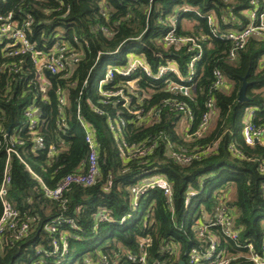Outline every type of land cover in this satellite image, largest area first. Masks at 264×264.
<instances>
[{"label": "trees", "instance_id": "trees-1", "mask_svg": "<svg viewBox=\"0 0 264 264\" xmlns=\"http://www.w3.org/2000/svg\"><path fill=\"white\" fill-rule=\"evenodd\" d=\"M251 1L0 0V30L12 23L31 48L22 53L0 32V188L10 148L14 153L6 198L29 224L21 240H13L11 233L0 238V264H65L73 252L79 264H131L124 255L138 253L144 238L151 239L146 247L150 264H189L187 253L203 249L211 238L217 250L236 257L234 263L254 264L244 256L249 244L260 254L264 247V138L248 146L242 129L251 107L256 109L255 125H264V38L251 37L231 59L233 42L213 35L207 20L209 15L214 18L220 35L238 30L249 22L243 11L253 10ZM185 21L197 25L187 31ZM172 30L175 41L169 43L165 39ZM189 38L196 45L180 41ZM56 49L78 57V62L57 74L45 71L41 81L32 53L46 55ZM200 53L194 66L197 77L184 84L192 88L190 95L168 90L169 81L181 82L171 71L158 77L160 69L173 65L186 78ZM131 58L141 63L134 73H116L128 69ZM111 66L113 79L103 90H121L129 98V110H142L140 115L129 113L120 96L99 93ZM216 70L225 79L223 88L214 87ZM243 79L248 100L241 102ZM134 80L135 93L127 84ZM62 96L66 103L61 106ZM210 99L212 110L207 107ZM168 102L184 109L172 111ZM30 107L38 113L34 131L27 127ZM206 115L211 127L206 129L207 124L200 132ZM78 118L93 130L97 176L92 185L75 183L61 199L50 198L48 191L88 168L90 149ZM183 119L188 125L181 131ZM122 143L128 146L124 151ZM177 155L190 160L179 162ZM141 175L167 178L174 215L158 189H150L134 205L132 190ZM189 191L196 196L187 207ZM219 211L232 218L236 240L219 227L202 233ZM101 212L107 220H98ZM57 219L58 231L51 234L46 227ZM182 222L188 227L178 230ZM63 233L67 253L48 255L53 240L60 241ZM170 240L177 255L160 252Z\"/></svg>", "mask_w": 264, "mask_h": 264}, {"label": "built area", "instance_id": "built-area-1", "mask_svg": "<svg viewBox=\"0 0 264 264\" xmlns=\"http://www.w3.org/2000/svg\"><path fill=\"white\" fill-rule=\"evenodd\" d=\"M251 2H254V8L253 10H244L243 13L248 14V20L249 22L241 26L240 29L238 30H231L225 35H220L218 34L217 28L214 26V18L209 15L207 16L208 24L210 26L211 32L213 35L218 36L221 40L225 41H232L233 42V48L231 49L229 56L232 58H235L236 53L243 49L248 40L251 37H256V38H264V0H252ZM189 9H185L187 11ZM0 20L1 17H0ZM2 33V36L9 39L14 40V45H19L22 49V53L30 52L31 48L28 45V42L26 40L25 35L23 34L22 31L19 29L15 28L12 23H7L5 26H3L0 30ZM165 41L167 42H174L175 41V30H172L166 37ZM180 41H186V42H192L193 45H196V41L189 38V39H183ZM179 41V42H180ZM63 49H56L54 51H51L49 53L45 54H40L33 52L32 53V58L34 61V64L36 66V73L38 75V78L42 81L44 77V72L48 73H53L57 74L60 73L61 71L65 70L67 66H72V64L78 62V57L75 56H69L66 57L63 54ZM201 52V51H200ZM200 55H197L191 62L190 64V74L186 78H182L178 72L176 71L175 67L173 65L167 66L164 68H161L158 74V77H162L163 75L167 74L168 72H174L177 74L178 79L180 80V84H174L172 81L168 82L167 87L168 89L172 88L177 90L178 92L184 94L185 96L190 95V91L192 88L186 87L184 84H188L191 82L193 79H195L197 76L194 75V66L195 63L200 60ZM141 64L138 61H134L128 69H116V73L123 77H128L137 68V65ZM114 70V69H113ZM112 68L108 73L106 72V75L104 77V80H102L99 83L98 91L100 94H102L104 97L109 98L110 96H120L124 100L123 107L129 111L132 115H140L142 113V110H129L128 107V102L129 98L124 97L123 94L121 93V90L115 93H107L103 90V86L107 84L109 81L113 79V71ZM146 71H148L147 68H145ZM214 77H215V83L214 87L215 88H223L225 87V79L223 75L218 71H214ZM136 82L137 80L134 81H129L127 84L129 85L131 92L135 93L136 90ZM133 84V86H132ZM135 85V87H134ZM66 100L62 96L59 99V104L65 105ZM165 105H169L172 111L174 109L182 111L184 107L180 104H175V103H166ZM164 105V107H165ZM207 107L212 110L213 109V100L210 99L207 103ZM255 108H249L246 111V116L244 120V126L242 129V136L244 138L245 143L248 146H253L255 145L259 140H262L264 138V125L257 126L254 123L255 119ZM77 111H80V106L77 107ZM162 109H159L157 111V116L160 114ZM37 111L34 110V108L30 107L26 111V117L28 118L27 120V127L29 130L34 131L38 125V119H37ZM188 116H190V112L187 113ZM79 119V118H78ZM81 127L84 128V139L85 142L89 145L90 149V155H89V162H88V168L84 174H77L74 176H69L67 177L63 183L53 192L48 191L47 195L50 198L54 199H61L65 193H67L70 189V186L72 184H84V185H92L95 181V178L97 176L98 172V165H97V146L95 143V140L93 138L92 132L93 130L85 125V123L79 119ZM209 121V115H206L204 117V122L201 126L200 132H202L205 128L206 125L208 124ZM111 129H114V127H111ZM40 147H42V144H40ZM121 150L124 151V148H127L128 146L125 143H122L120 145ZM14 153V150L12 149H7V154H8V159L6 161L5 165V172L3 176V184L0 188V207L2 209V214L0 217V238L5 234L8 233L12 235L13 240H21L25 238L29 232V224L27 222H23L20 219V214L19 212L15 209L14 205L6 198L7 191H8V186L10 185L11 179L9 176V157L10 154ZM177 161L182 162V163H187L189 162V158L186 157L185 155H177L176 156ZM141 180L137 182L133 188V197H134V205L137 204V200L140 197H143L147 191L150 189H158L162 192L163 197L169 204V208L172 212V215H174V207H173V190L172 186L167 180L165 176L159 175L155 176L153 178L146 177L144 178L143 175H141ZM196 193L193 191H189L187 196L185 197V206L189 207L190 206V199L195 197ZM138 207L135 209V212L138 213ZM140 212V211H139ZM135 213V214H137ZM140 216V215H139ZM174 217V216H173ZM108 217L103 214V212L98 214V220L99 221H105L107 220ZM59 219H57L54 223L49 224L46 227V230L51 233L55 234L57 233V223ZM68 225L72 229L79 230L78 226L73 220H68L67 221ZM188 224H185L182 222L180 225H177L178 230L181 229L183 230ZM212 227H219L222 229L223 234L226 237L231 238L232 240L237 239V232L233 230V222L232 218L225 214L224 211H219L218 214L215 216V221H210L209 223H206V226L202 228V233L207 232L209 228ZM208 234V233H207ZM65 233L62 234V237L60 238V241L58 239L53 240V251L48 253V255H54L57 253H60L61 256H64L67 253L68 250V241L67 237L64 236ZM1 240V239H0ZM150 238H144L140 242V249L138 253H132V252H126L125 253V258L131 263V264H150L148 261V256L146 252V247L148 246L150 242ZM217 243L214 238H211L209 240V244H207L203 249H197V250H192L190 253H187L186 257L188 258V263L189 264H232L234 261H236V257H230L226 254L224 251H219L217 250ZM245 248L248 249V253L244 256L246 259L249 261H252L254 264H264V247L262 248V252L257 253L255 252V249L252 245H247ZM160 252L164 253L167 252L170 255H177L178 254V248L176 244L174 243L173 240H170L166 243H164L160 247ZM107 264V263H105ZM154 264H159V261H155ZM236 264V263H234Z\"/></svg>", "mask_w": 264, "mask_h": 264}, {"label": "rangeland", "instance_id": "rangeland-1", "mask_svg": "<svg viewBox=\"0 0 264 264\" xmlns=\"http://www.w3.org/2000/svg\"><path fill=\"white\" fill-rule=\"evenodd\" d=\"M184 23V27H185V29L187 30V31H191V30H193L194 29V27H196V25H197V22L196 21H185V22H183ZM137 59H134V58H131L130 59V61L132 62V63H134V61H136ZM264 66V58L262 59V61H261V68ZM111 68H112V66L111 67H109L108 69H107V73H108V71H110L111 70ZM170 82V81H169ZM132 86H133V84H132ZM134 87H135V85H134ZM169 90V89H168ZM213 117H215L214 116V114H213ZM186 118V117H185ZM211 123H209V121H208V126H207V128L206 129H208V128H210L211 127V125H210ZM188 124H187V122H186V119H183L182 121H180L179 122V124H178V126H179V129H181V131L183 130V129H185V127L187 126ZM140 214V212L138 213V215ZM138 215H135V216H138ZM80 263V258H78V253H75V252H73L71 255H70V257H69V259L66 261V263L65 264H79Z\"/></svg>", "mask_w": 264, "mask_h": 264}, {"label": "water", "instance_id": "water-1", "mask_svg": "<svg viewBox=\"0 0 264 264\" xmlns=\"http://www.w3.org/2000/svg\"><path fill=\"white\" fill-rule=\"evenodd\" d=\"M247 87H248V83H247L246 79H243V85L239 91V101H241V102L248 100L246 97ZM256 142H258V141H256ZM180 264H185V263L181 262Z\"/></svg>", "mask_w": 264, "mask_h": 264}]
</instances>
